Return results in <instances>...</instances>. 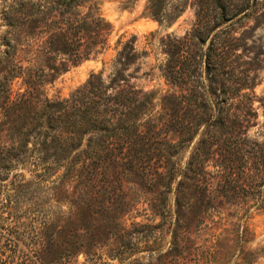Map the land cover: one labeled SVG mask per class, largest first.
Listing matches in <instances>:
<instances>
[{"label":"trees","instance_id":"1","mask_svg":"<svg viewBox=\"0 0 264 264\" xmlns=\"http://www.w3.org/2000/svg\"><path fill=\"white\" fill-rule=\"evenodd\" d=\"M188 4L190 29L160 38L156 105L133 82V35L106 76L47 96L107 47L99 0H0V264L264 259L249 223L264 213V138L248 136L264 0H146L143 14L169 26Z\"/></svg>","mask_w":264,"mask_h":264},{"label":"rangeland","instance_id":"2","mask_svg":"<svg viewBox=\"0 0 264 264\" xmlns=\"http://www.w3.org/2000/svg\"><path fill=\"white\" fill-rule=\"evenodd\" d=\"M99 1L102 15L112 26L107 47L95 57L83 60L78 65L62 73L52 85H47V96L49 98H65L72 89L83 83L91 73L102 71V75L106 76L110 71L111 59L114 58L120 46L119 41L122 43L133 35L135 36L134 47L142 54L137 61L139 69L133 82L144 90H153L156 93L155 103L157 105L161 95L168 88L160 71V65L164 59L160 47V38L166 33L181 36L189 30L194 21L193 7L188 4L182 14L169 26H166L143 14L146 0H131L126 3L127 5L124 0ZM1 30L2 27L0 26ZM254 38L256 45L264 50V26L255 30ZM260 77L261 82L254 88L255 94L259 97L253 102V106L257 110L256 124L249 128L248 136L251 139L262 140L264 138V67L260 71ZM249 223L255 235V243H263L264 213L254 214ZM77 261L78 264H90L84 260L82 255L77 257ZM111 262L122 264L117 260ZM259 264H264V259H261Z\"/></svg>","mask_w":264,"mask_h":264}]
</instances>
